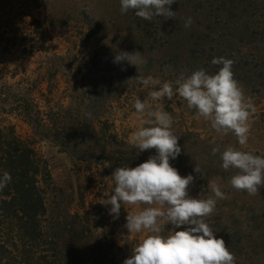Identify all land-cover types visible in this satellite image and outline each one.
<instances>
[{
  "label": "rangeland",
  "instance_id": "obj_1",
  "mask_svg": "<svg viewBox=\"0 0 264 264\" xmlns=\"http://www.w3.org/2000/svg\"><path fill=\"white\" fill-rule=\"evenodd\" d=\"M120 8V0H0V126H14L21 138L33 143L52 177L49 195L72 213L89 212L94 231L113 234L116 259L123 264L131 257L132 248L149 235L147 231L129 234L124 227L126 216L148 205H122L119 218L113 219L111 205L104 204L105 195L114 186L112 174L120 165L108 166L109 171L94 166L93 172H86L84 163L53 143V132L35 133L18 115L20 108L32 105L26 100V84L35 86L34 96L44 118L59 106L80 105L89 114L87 118L103 116L114 122L120 138L130 143L140 127L152 126L141 124V119H148L147 112L138 116L135 100L152 107L158 104L170 114L171 131L179 137L182 159L177 170L182 177H194L189 196L214 198L208 182L218 184L227 198L217 199L213 213L204 219L209 224L223 222L231 230L233 222L263 217L264 188L256 195L234 189L230 180L238 170H224L220 153L213 155L212 149L219 147L223 152L233 146L264 157V0H176L171 5V10L178 12L175 20L154 17L147 21L131 9L121 14ZM187 17L194 21L189 28L180 19ZM42 46L46 50L40 49ZM118 51H139L146 63L139 73L126 62L115 64ZM219 57L234 61V79L255 107L244 146L232 133H217L210 121L198 118L196 110L189 109L175 93L174 81L181 73L190 75L203 68L215 74L222 65H213L212 60ZM139 74L158 78L161 85L145 86L133 80ZM164 82L173 83V98L153 102L149 93L159 90ZM196 166L203 175L195 171ZM79 190L86 192L84 206ZM186 227L174 229L168 223L162 235ZM18 262L15 254L4 253L0 264Z\"/></svg>",
  "mask_w": 264,
  "mask_h": 264
},
{
  "label": "clouds",
  "instance_id": "obj_2",
  "mask_svg": "<svg viewBox=\"0 0 264 264\" xmlns=\"http://www.w3.org/2000/svg\"><path fill=\"white\" fill-rule=\"evenodd\" d=\"M176 0H120L121 14L130 9L135 15L147 21L154 17L165 20L178 19V12L171 10ZM183 19L185 28L194 23L191 17ZM139 67L146 63L139 51L129 53L118 51L113 63ZM213 65H222L218 72L209 74L201 68L190 75L181 73L174 81L175 93L187 102L189 109H195L197 117L210 121L212 129L227 135L232 133L238 144L244 146L249 138V117L255 112L250 100H246L242 87L234 79L232 59L213 58ZM170 67V66H168ZM122 70H125L122 68ZM145 86L161 85L158 78L138 75L133 78ZM153 102L164 97L171 100L174 96L173 83L164 82L159 90L149 93ZM134 108L138 116L147 112L148 119H141V124L152 126L140 127L131 136V144L138 152L155 149L156 155L136 167H119L112 174L114 186L106 192L105 205H111L109 215L118 219L122 205H148L140 210L128 212L125 228L129 234L147 231L134 248L130 258L123 264H235V256L222 238H217L205 217L215 209L217 199H226L225 193L215 182H208V188L214 194L207 199L191 198L188 187L194 182L190 174L182 177L170 164L181 153L179 137L171 131L172 118L159 105L150 106L137 98ZM220 153L224 170L236 169L231 177V186L249 195H256L264 188V157L251 152L228 146L223 152L219 147L212 149V154ZM195 171L203 175L196 166ZM12 181L9 172L0 175V191ZM114 193V194H112ZM161 221L164 223L161 224ZM173 228L187 226L184 230H172L167 236L162 235L166 224Z\"/></svg>",
  "mask_w": 264,
  "mask_h": 264
},
{
  "label": "trees",
  "instance_id": "obj_3",
  "mask_svg": "<svg viewBox=\"0 0 264 264\" xmlns=\"http://www.w3.org/2000/svg\"><path fill=\"white\" fill-rule=\"evenodd\" d=\"M55 76L56 73L51 77ZM78 85L84 86L82 82ZM34 88L33 84H26V100L32 105L23 110L19 107L18 115L39 135L53 132V143L84 163L86 172H93L94 166L107 171L111 169L108 166L115 164L136 167L156 155L155 149L138 152L120 138L114 122L103 116L87 118L85 115L89 114L80 105L59 106L44 118ZM4 103L7 101L3 100ZM181 159V155L170 159V164L179 169ZM4 171L10 173L12 181L0 191V261L8 253L15 254L18 264H118L113 234L94 231L89 212L72 213L52 199L48 192L52 177L45 162L33 143L21 138L14 126H0V175ZM88 189L87 184L85 190ZM85 193L79 190L83 206ZM262 216L256 215L247 223L233 222L231 230L223 222L206 223L217 238L225 241L235 256V264H264V210Z\"/></svg>",
  "mask_w": 264,
  "mask_h": 264
}]
</instances>
